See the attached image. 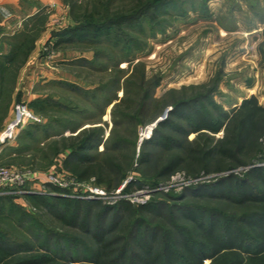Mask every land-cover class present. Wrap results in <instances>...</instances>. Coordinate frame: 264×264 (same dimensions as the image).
<instances>
[{
	"label": "trees",
	"instance_id": "16d2710c",
	"mask_svg": "<svg viewBox=\"0 0 264 264\" xmlns=\"http://www.w3.org/2000/svg\"><path fill=\"white\" fill-rule=\"evenodd\" d=\"M67 1L76 23L52 36L49 42L53 45L52 51H93L92 60L81 58L67 63L68 66H88L93 70H100L102 66V71L109 70L113 74L107 84L101 83L94 92L67 81L51 82L86 99L90 96L95 99L100 94L101 98H106L108 106L115 98L107 99L108 93H117L119 88V65L142 47L139 36L145 35V24L153 34L162 32L169 9H176L178 2L134 0L130 8L123 6L111 12L113 0L106 3L105 0ZM98 4L105 6V14H100ZM34 41L27 38L11 45L10 52L0 58L1 88L6 85L14 66L16 70L20 67L18 60H26L34 49ZM142 83L146 84L145 75ZM186 91L184 88L180 92ZM213 91H207L203 97H184L173 102L168 116L156 124L142 143L137 163L145 171H155L154 185L159 180L169 179L190 160L204 164L206 172L212 171L213 164L218 165L216 172L225 168L231 170L236 165H244L240 157L245 156L250 145L259 146L264 131V107L258 99L255 96L245 99L228 112L215 102L207 103ZM153 93L152 89L142 96L145 109L152 106ZM124 102L126 99L114 108H120ZM130 106L132 109L133 105ZM29 107L37 115L50 108H64L44 96L31 102ZM142 108L143 105L137 114ZM120 123L115 122L117 126ZM41 125L27 126L21 140L27 136L35 143L46 127ZM102 131L86 129L80 132L81 136L72 139L73 149L64 167L81 181H89L98 168L101 170L91 152L103 143ZM221 133L224 136L217 138ZM121 146L120 141L112 144L114 149ZM107 149L111 152L110 147ZM224 162L229 166H221ZM141 174L146 178L143 170ZM136 185L142 187L143 180L130 183L127 193ZM52 190L54 194H28L23 198L36 211L49 212L60 220L69 218V225L80 226L84 240L67 234L52 236L16 203L19 196H0V218L14 220V226L21 227L25 234L28 230L30 238H15L0 232V264H264V166L252 167L242 177L231 173L214 183L197 184L180 196L160 198V194H156L150 202L138 206L125 200L115 207L102 206L96 201L60 196L69 194L68 191ZM61 207L72 212L58 213Z\"/></svg>",
	"mask_w": 264,
	"mask_h": 264
},
{
	"label": "rangeland",
	"instance_id": "374dc122",
	"mask_svg": "<svg viewBox=\"0 0 264 264\" xmlns=\"http://www.w3.org/2000/svg\"><path fill=\"white\" fill-rule=\"evenodd\" d=\"M113 2L111 12L118 11L123 6L126 9L130 8L134 0ZM177 2L176 9H169L166 27L162 32L153 34L145 24V35L139 36L142 47L136 49L130 57L125 58L126 62L119 65L121 70V73H118L119 88L117 93H108L107 99L115 96L113 103L108 106L106 98H101L100 94L95 99L91 96L86 99L82 94L74 95L52 84L51 81L46 83L49 75L57 77L59 73L71 74L82 82L80 84L83 88L94 92L101 83L107 84L113 74L109 70L102 71V66L99 67L100 70L98 68L93 70L88 66H68L67 63L70 62L62 63L54 58L53 45L49 43L52 36L76 23L71 17L67 0H63L60 7L51 2L50 7L27 21L28 27L27 23H23V27L17 29L13 36L7 37L9 52L11 45L22 43L27 38L29 40L34 38L35 41L34 49L26 60L22 58L18 60V65L21 63L20 67L16 70L14 66L8 74L6 85L4 88L0 87V134L8 133L7 127L17 104L21 102L31 104L33 99L24 98V91L31 80H34L35 86L33 85L30 96L51 98L61 103L64 108H50L43 111L42 115H38L43 119L41 126H46L42 128L43 131L47 132L42 131L43 135L41 134L35 143L27 136L21 140V133L16 141L18 145L16 153L14 151L3 153L0 157V168H13L40 175L62 171L74 180L86 184L85 186L103 190L106 195L90 198L86 193L79 196L69 193L60 196L81 201H96L102 206L115 207L123 200L136 206L144 205L154 199L156 194H160V198L180 196L197 184L214 183L220 177L231 173L242 177L252 167L264 166L263 131L259 146L253 143L247 148L245 156L240 157L244 165H236L231 170L225 168L216 172L215 168L218 165L213 164L212 171L206 172L204 164L190 160L183 163L169 179L159 180L157 185H154L155 171L153 169L145 171L143 167H139L137 160L142 143L156 124L168 116L172 109L171 104L181 98L203 97L207 91L214 90L209 95L207 103L215 102L225 111H232L252 96H255L264 107V0H177ZM97 6L100 14H105V6L101 4ZM182 11L185 13L182 14ZM85 52L92 54L91 57L94 58L93 51ZM143 73L146 84H140ZM156 82L158 85L154 86ZM184 88H187V91L181 93ZM152 89L154 91L153 103L150 104L152 106L145 109L146 102L141 98ZM174 91L176 93H171ZM242 97L246 98L239 105L229 106V103H237ZM124 99L126 103L124 102L123 106L114 108ZM130 105H133L132 109ZM142 105L141 112L137 114ZM118 121H121L120 126L115 124ZM49 123L52 125H48ZM93 128L103 130L101 132L103 143L91 152L101 170L98 168L95 177L89 181H81L65 169L64 162L69 151L73 149L72 139L81 136V131ZM223 136L224 133H221L217 138ZM193 139L194 137L191 138L192 141ZM117 141L122 142V146L114 149L112 144ZM109 147L111 152L107 149ZM223 165L226 166L228 163L224 162L221 166ZM141 170L146 178L141 174ZM138 180H143L144 185L142 187L136 185L137 187L127 193V186L130 183L135 184ZM109 183L113 187H110ZM117 183L119 184L116 186ZM52 188L55 187L47 186L42 194H54ZM13 196H19L16 203L29 216L36 218L52 236L67 234L84 240L85 236L81 233L80 226L69 225V218L60 220L49 212L36 211V208L23 198L24 195ZM197 202L200 203L202 200L199 198ZM69 211L71 209L64 207L57 210L61 214ZM12 221L0 218V232L15 238L30 239L28 230L25 234L21 227L14 226Z\"/></svg>",
	"mask_w": 264,
	"mask_h": 264
},
{
	"label": "built area",
	"instance_id": "2783aa9c",
	"mask_svg": "<svg viewBox=\"0 0 264 264\" xmlns=\"http://www.w3.org/2000/svg\"><path fill=\"white\" fill-rule=\"evenodd\" d=\"M42 120L26 102H21L14 108L13 117L7 127L8 134L10 138L16 139L27 126L30 124H41ZM49 185L78 196L84 193L89 194L88 197L90 198L104 197L106 195L103 190L85 186L86 184L74 180L70 175L62 171L57 170L56 172L52 171L45 175H40L13 168H0V195L42 194Z\"/></svg>",
	"mask_w": 264,
	"mask_h": 264
},
{
	"label": "crops",
	"instance_id": "0c3cea01",
	"mask_svg": "<svg viewBox=\"0 0 264 264\" xmlns=\"http://www.w3.org/2000/svg\"><path fill=\"white\" fill-rule=\"evenodd\" d=\"M54 3L58 7L63 4V0H0V58H3L5 55L9 53V45L6 40L7 37H11L14 35V32L17 29L23 27V23H27V21L31 20V18L35 17L41 11L50 7V3ZM54 58L56 60H60L62 63L72 62L81 58H85L87 60H92V54L86 52L79 51H64V52H55ZM34 75V74H33ZM52 79V80H51ZM67 81L70 83L77 84L82 87L79 80H76L71 74H58L57 77H53V75L47 76V82L50 81ZM33 85L35 86L34 80L29 81L26 90L24 91V98L33 99L35 101L40 97L38 96H30ZM253 95V94H252ZM33 97V98H32ZM246 97H242L239 99V102L229 103L230 107H235L241 103L243 99ZM22 133V132H21ZM20 133V134H21ZM19 134V135H20ZM18 135V137H19ZM10 138L9 134L1 133L0 134V157L3 153H11L15 152L17 149L16 141L18 140ZM16 153V152H15Z\"/></svg>",
	"mask_w": 264,
	"mask_h": 264
}]
</instances>
